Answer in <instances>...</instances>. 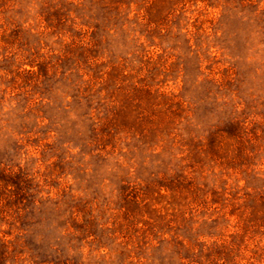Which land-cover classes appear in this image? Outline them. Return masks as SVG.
<instances>
[{
  "label": "rangeland",
  "instance_id": "1",
  "mask_svg": "<svg viewBox=\"0 0 264 264\" xmlns=\"http://www.w3.org/2000/svg\"><path fill=\"white\" fill-rule=\"evenodd\" d=\"M0 264H264V0H0Z\"/></svg>",
  "mask_w": 264,
  "mask_h": 264
}]
</instances>
